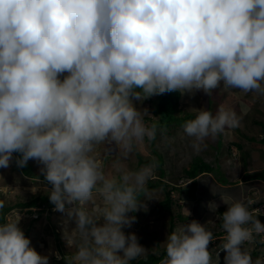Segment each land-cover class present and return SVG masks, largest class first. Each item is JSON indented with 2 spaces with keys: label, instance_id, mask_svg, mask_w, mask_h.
<instances>
[{
  "label": "clouds",
  "instance_id": "clouds-1",
  "mask_svg": "<svg viewBox=\"0 0 264 264\" xmlns=\"http://www.w3.org/2000/svg\"><path fill=\"white\" fill-rule=\"evenodd\" d=\"M221 87L264 96V0H0V168L14 159L19 168L40 165L74 249L57 259L130 264L147 253L124 229L137 219L129 213L147 210L140 196L156 165L130 170L117 160L106 172L99 149L110 140L127 159L155 139L156 124L134 101L167 92L211 96ZM190 110L195 116L182 128L196 150L239 123L224 105L215 114ZM219 195L223 213L215 201L207 205L226 233L216 258L211 220H192L168 233L160 264H221V252L223 264H253L245 244L259 236L264 247V223L252 201ZM20 220L18 212L0 223V264H49Z\"/></svg>",
  "mask_w": 264,
  "mask_h": 264
},
{
  "label": "rangeland",
  "instance_id": "rangeland-1",
  "mask_svg": "<svg viewBox=\"0 0 264 264\" xmlns=\"http://www.w3.org/2000/svg\"><path fill=\"white\" fill-rule=\"evenodd\" d=\"M159 98L160 95H154L142 102L134 101V103H137L138 108L148 110L149 114L145 115L144 118L149 126L158 119V116L154 114V110ZM221 105L236 111L239 117L238 125L234 128H227L215 137L206 138L199 150L194 149L191 138L184 134L182 128L185 121L193 119L195 116V113L190 109L205 108L215 114ZM179 109L180 111L175 114V117L182 119L183 122L180 124L171 123L169 126L160 128L163 135L162 141L155 138L152 143L151 140L145 138L143 142L135 146L127 159H121L120 149L109 140L99 149L98 160L106 172L113 171L112 165L117 160H120L130 170H138L144 165L155 163L156 167L148 180L151 183L158 181L157 163L155 161L160 153L165 162L164 168L167 167L166 171L171 170L170 161L171 164L175 163V170L186 168L187 164L192 161H196L195 163L204 162L215 168V172L202 175L195 180L194 184L190 185L187 180L180 182L181 188L188 185L192 187L188 188V195L177 193L178 196H173V215L176 227L192 220H196L201 224L211 220L206 226L210 231L216 233L218 229H222L219 227L221 225L218 226L220 220H217L216 214L209 210L208 202L215 201L219 204L217 212L223 213L227 209V205L220 201L219 194H227L231 197L235 195L234 199L245 203L250 193H254V196L251 197L254 200H260L258 197L264 194V96L254 92L245 94L238 89L224 90L221 87L214 90L211 96L203 92H196L194 95L187 93L181 95ZM236 145H240L241 149L237 148ZM169 151L172 152V155ZM15 156L17 154H14ZM28 163L33 171V177H43L39 170L40 165L36 161L29 160ZM163 179L168 182L167 176ZM220 179L226 183L223 184L226 186V190L220 188L219 185L222 183ZM243 181L244 183H241ZM245 182L250 183V185ZM244 184L250 187L248 193L247 190L245 191L247 195L236 188ZM34 186L38 188L35 193L32 191ZM47 188L49 186L41 179L21 175L15 164V159L10 167L0 168V200L5 202V206L12 207L17 202L28 200L34 195L47 194ZM163 198L164 194L160 186L143 193L141 200L146 204L147 210L141 209L135 213H129V215L136 216L137 219L130 228L124 229L126 234H136L138 242L147 249L146 254H160L164 251L162 243L168 235L171 214L166 211L157 212L158 203ZM188 211L190 212L189 216ZM18 212L21 214L20 227L26 237L30 239L31 247L42 255H49V264H65L64 259L56 258V253L64 257L71 254L74 249L68 248L63 238L64 214L52 209L51 211H44L39 215V218H36L39 213L36 209L21 210L13 208L4 215L5 220L8 218L14 219ZM179 212L188 218L187 222L179 224L177 218ZM256 217L264 223V217L260 215H256ZM74 226V223H69L68 228L71 229ZM260 239L261 237L257 236L254 243L245 244V247L250 250L253 264L257 259L264 262V247L258 246ZM221 243L222 241L220 242L218 237L209 245L214 259L220 251ZM256 247L260 252L258 255L252 254V250ZM223 255L224 253L221 252V264H223Z\"/></svg>",
  "mask_w": 264,
  "mask_h": 264
},
{
  "label": "trees",
  "instance_id": "trees-1",
  "mask_svg": "<svg viewBox=\"0 0 264 264\" xmlns=\"http://www.w3.org/2000/svg\"><path fill=\"white\" fill-rule=\"evenodd\" d=\"M180 100H181V94L178 92H167V93L160 95V98L157 101L155 105V110H154V114L158 116V119L157 121L151 123V124L154 123L157 126L155 138H158L159 141L160 140L162 141L163 139L162 137L163 135L160 132V128L169 126L171 123L180 124L183 122L182 119H178L175 117V114L178 111H180L179 109ZM151 142L153 143L154 139L151 140ZM236 146L237 148L241 149L240 145H236ZM170 154L172 155V152H170ZM18 155L19 154H17V156ZM155 162L157 163L158 181L156 183H151V181H149L146 185V189L147 191H150L160 186L161 190L163 191L164 198L162 201H159L157 212L166 211L167 213L171 214L170 226L168 229V233H171L176 228V223L174 222V215H173V206H174L173 196L174 195L178 196V194L188 195L187 190L190 187V185L194 184L195 180L201 177L202 175L211 174L212 172H215L214 171L215 168L210 167L204 162L195 163L196 161L195 162L192 161L191 163L187 164L188 166L186 168H183V169L178 168L177 170H175V167H176L175 163L171 164V161H170L169 166H171V170L166 171L167 167L164 168L165 162H164V159L161 153L157 155V160ZM193 163L195 164L193 165ZM17 168L19 169V172L21 173V175L25 177L41 179L43 182L47 184V182L44 180V177H33L34 176L33 171L30 168L29 163H27V165L23 168H19V167ZM165 176H167L168 182H166L163 179ZM183 180H187V182L190 181L189 183L190 185H188L187 187L181 188L180 182ZM220 181L222 182L220 184H226L224 180L220 179ZM48 186L49 188L51 187L50 185ZM142 195L143 193L141 194V196ZM141 196H140V199H141ZM191 197H193V195H191ZM13 208H17L21 210L22 209H25V210L36 209L39 212L36 218H39L40 217L39 215H41L44 211L46 210L51 211L52 209H55V206L52 203H50L47 194L34 195L30 197L28 200H25L23 202L22 201L17 202L12 207L5 206L3 209H0V223L5 222L4 215L8 211L12 210ZM177 215H178L177 218L179 220V224L183 222H187L186 220H188V218L181 215L180 212ZM221 223L222 222L220 221V223H218V226L221 225ZM219 227L221 228V226ZM213 235L215 238L219 237V240L221 242L223 241L224 239L223 237L226 235V233L222 229L221 230L218 229L216 233H213ZM258 245H262V244L258 243ZM252 252H253L252 254L258 255L259 249L256 247L255 249L252 250ZM164 257H165V251H163L160 254L159 253H148L138 259L132 260L130 264H159L160 261Z\"/></svg>",
  "mask_w": 264,
  "mask_h": 264
},
{
  "label": "bare ground",
  "instance_id": "bare-ground-1",
  "mask_svg": "<svg viewBox=\"0 0 264 264\" xmlns=\"http://www.w3.org/2000/svg\"><path fill=\"white\" fill-rule=\"evenodd\" d=\"M189 183H190V181H189ZM258 198H260V200H258V199L254 200L253 198L248 200V201H252V203L249 205V208L253 212L254 216H256V215H264V212H261V210L259 209V205L261 204L262 199H264V194H262ZM256 201H258V202L256 203Z\"/></svg>",
  "mask_w": 264,
  "mask_h": 264
},
{
  "label": "crops",
  "instance_id": "crops-1",
  "mask_svg": "<svg viewBox=\"0 0 264 264\" xmlns=\"http://www.w3.org/2000/svg\"><path fill=\"white\" fill-rule=\"evenodd\" d=\"M259 181H260V179H259ZM241 183H244V181L243 182H241ZM245 183H247L248 184V182H245ZM248 185H250V183L248 184ZM248 185H240V186H237L236 188H238L239 190H241L240 192L241 193H245V191L247 190V193H248V190H249V186ZM220 186V188H222V190H226L225 188H226V186L225 185H223V184H220L219 185ZM242 186H244V188H242ZM246 194V193H245ZM247 195V194H246ZM249 195V197H248V199H247V201L249 200V199H251V197L252 196H254V193L252 194V193H250V194H248ZM233 197L235 196V195H232ZM236 197V196H235ZM240 198H242V197H240ZM246 198V197H245ZM219 199H220V197H219ZM247 203V202H246ZM259 246V245H258ZM259 254H260V252H259ZM262 263H264V262H262Z\"/></svg>",
  "mask_w": 264,
  "mask_h": 264
},
{
  "label": "built area",
  "instance_id": "built-area-1",
  "mask_svg": "<svg viewBox=\"0 0 264 264\" xmlns=\"http://www.w3.org/2000/svg\"><path fill=\"white\" fill-rule=\"evenodd\" d=\"M259 209L261 210V212H264V199H262V202L259 205ZM260 216L264 217V215H260Z\"/></svg>",
  "mask_w": 264,
  "mask_h": 264
}]
</instances>
